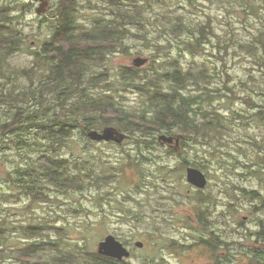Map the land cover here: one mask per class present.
Wrapping results in <instances>:
<instances>
[{"label": "rangeland", "instance_id": "obj_1", "mask_svg": "<svg viewBox=\"0 0 264 264\" xmlns=\"http://www.w3.org/2000/svg\"><path fill=\"white\" fill-rule=\"evenodd\" d=\"M50 1L47 12L38 15L39 3L34 0H0V10L11 9V20L24 36L22 49L8 56L7 68L0 69V94L23 91L31 84L23 70L35 65V53H41L56 26L53 10L57 0ZM139 3L150 15L145 29L132 25V32L140 35L124 39L128 51L110 54L106 66H97L93 73L108 70L116 78L121 66H133L137 56L148 57L149 61L138 68L139 80L149 86L158 73L165 72L178 59L185 69L205 70L210 75V88L219 89L222 94L214 105L225 116H232L230 109L243 116L253 112L242 99L244 95L264 104V45L260 40L264 34V0ZM108 4L109 0H80L78 31L91 26L98 16H115ZM179 15L195 25L211 24L212 33L201 51H188L182 43L179 47V37L172 31ZM143 31L149 39L141 37ZM169 41L173 42L172 47ZM43 61L41 57L37 63ZM43 64L38 68L46 72L47 65ZM34 78L38 84L40 78ZM226 84L237 94L235 99L228 98L232 93L225 88ZM88 90L98 95L101 87ZM113 92L127 109L136 113L145 109L144 95L123 79L116 80ZM192 92L197 93L195 86ZM44 101L49 107L32 115H37L43 124L59 119L57 115H69L72 122L79 120L73 110L60 109L53 94H48ZM10 107L0 103V114ZM248 118L237 116L229 120L231 132L225 135L226 146L221 149L213 151L209 144L188 138L179 152H170L163 144L149 146L144 160L128 132L121 143L92 140L91 144L83 135L84 127L79 125L69 144L58 150L59 154L84 158L91 167L88 174L106 176L108 181L100 186L91 181L88 189L65 191L42 181L36 197L22 186L20 176L27 166H38L43 151L51 152L54 148L39 135L34 121L24 119L16 131L0 134V224H6L0 225V264H47L60 254H75L84 264L98 254V244L108 234L115 235L132 251L122 264L244 263L245 251L264 248V122ZM185 160L191 162L190 166L204 164L200 166L209 178L204 190L188 183L189 165H185ZM162 169L166 173L162 174ZM244 189L257 190L259 198L253 199ZM200 214H205V224L199 221ZM38 224L43 228L41 234L29 235V227L34 229ZM203 240L215 243L216 250L202 246ZM33 241L44 242L45 248L35 250L30 260L23 254ZM136 241H143L144 246L137 247Z\"/></svg>", "mask_w": 264, "mask_h": 264}, {"label": "trees", "instance_id": "obj_2", "mask_svg": "<svg viewBox=\"0 0 264 264\" xmlns=\"http://www.w3.org/2000/svg\"><path fill=\"white\" fill-rule=\"evenodd\" d=\"M79 5L80 0H57L53 10L56 16L55 30L44 42L41 53H35V65L23 70L29 76L31 84L23 91L10 90L9 94H0V103H8L11 106L5 114H0L2 121L0 134L16 131L22 126L24 119L34 121L39 135L54 148L51 152L43 151L38 158V166L36 168L27 166L20 176L19 181L22 186L28 188L35 197L38 196L42 181L61 188V191L84 190L89 188L90 183L100 186L101 182L108 181L106 176L88 174L91 167L86 165L84 158L59 154L58 150L69 144L74 137V128L79 125L84 127L83 135L91 144L94 142L88 137V131L92 129L99 130L106 126H114L120 131L128 132L135 139L142 154L141 158L144 160L149 146L162 145L158 141V135L161 133L181 134L184 136L183 144L187 145L188 138H191L200 144H209L214 151L226 146L223 141L225 135L231 132L232 126L229 120L232 118L249 117L248 119L264 122V104L257 102L250 95L241 97L251 105L253 112L243 116L238 111L230 109L232 116H225L214 105L215 100L222 94L219 89L210 88L212 83L210 75L205 70L195 72L189 68L185 69L178 59H174L170 64L171 67L165 72L158 73L156 81H152L149 86L139 80L140 69L134 66H121L116 72V78L111 77L108 70L93 73L97 66H106L110 54L128 51L129 46L124 39L128 35H140L132 32V25L144 30L150 15L140 5L139 0H109L108 8L115 16H98L91 26L78 31ZM10 10L9 7L0 10V16L4 17H0V69L7 68L6 58L20 51L24 43L23 33L11 20L14 16L11 15ZM178 20L177 26L172 27V31L179 37L178 44L182 43V47H186L188 51H201L203 43L209 40V34L212 33L211 24L195 25L183 15H179ZM141 33V37L149 39L146 32ZM261 36L263 37L260 40L264 45V34ZM168 44L173 46L172 41ZM179 47L181 48L180 44ZM41 57L44 61L39 64L37 61ZM43 63L47 65L46 72L38 68ZM34 76L40 78L38 84L35 83ZM115 79L119 81L123 79L128 86H136L144 95L143 112L136 113L129 110L118 101L113 92L116 87ZM194 86L197 93L192 92ZM89 87H101V91L95 95L88 90ZM225 88L232 93L228 98L233 100L237 97L227 84ZM48 94H53L58 100L60 109L68 108L76 112L79 120L72 122L69 115H57L59 119L54 118L52 122L43 124L37 115L32 116L33 112L49 107L44 101ZM26 109L32 110L28 112ZM239 147L242 149V146ZM167 150L174 151L170 147ZM201 163L196 166L201 168L200 165L204 166ZM185 165H191V162L185 160ZM94 171L97 173L95 168ZM161 172L166 173V170L162 169ZM164 177L167 178L168 175ZM244 191L253 199L260 196L257 190L244 189ZM198 219L201 223H206L205 214H200ZM0 225L5 227L6 224ZM42 229L41 224L34 229L29 227V235H39ZM202 242L210 245L207 240ZM42 243L44 242L29 243L23 254L24 258L31 260L35 250H44L45 246ZM245 253L247 260L237 264H264V252L261 250L252 247ZM52 260L47 264H81L75 254L56 255ZM84 264H122V262L95 254L90 262L87 259Z\"/></svg>", "mask_w": 264, "mask_h": 264}, {"label": "water", "instance_id": "obj_3", "mask_svg": "<svg viewBox=\"0 0 264 264\" xmlns=\"http://www.w3.org/2000/svg\"><path fill=\"white\" fill-rule=\"evenodd\" d=\"M39 2V5L36 7V13L38 15H43L50 8V0H35ZM149 61L148 57L137 56L133 59L132 64L135 67H141L145 65ZM88 137L93 141H115L117 143H121L125 137L126 133L120 131L114 126H106L102 131L97 129H92L88 132ZM183 135H168L165 133L159 134L158 140L165 145L173 148L174 150H181V140L183 139ZM1 143V142H0ZM186 178L187 181L199 189H204L208 185L207 175L203 170L198 167L189 166L186 169ZM135 245L137 247H143V241H136ZM98 253L101 255H105L111 258H115L118 260H125L131 257V250L125 246V244L117 239V237L113 234H108L104 240L100 241L98 244Z\"/></svg>", "mask_w": 264, "mask_h": 264}, {"label": "flooded vegetation", "instance_id": "obj_4", "mask_svg": "<svg viewBox=\"0 0 264 264\" xmlns=\"http://www.w3.org/2000/svg\"><path fill=\"white\" fill-rule=\"evenodd\" d=\"M208 242H210V241L208 240ZM202 246H204V247L207 246V247H210V248H213L216 250V244L212 243V242H210V245L208 243H206L205 245H202ZM257 250H259V249H257ZM261 251L264 252V248H261Z\"/></svg>", "mask_w": 264, "mask_h": 264}]
</instances>
